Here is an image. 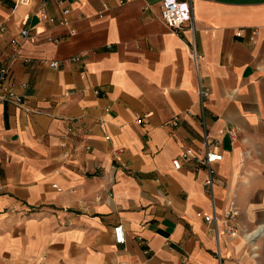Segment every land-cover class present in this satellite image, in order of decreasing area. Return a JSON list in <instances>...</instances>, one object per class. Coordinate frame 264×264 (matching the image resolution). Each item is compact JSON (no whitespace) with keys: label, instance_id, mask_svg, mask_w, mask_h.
<instances>
[{"label":"crops","instance_id":"obj_1","mask_svg":"<svg viewBox=\"0 0 264 264\" xmlns=\"http://www.w3.org/2000/svg\"><path fill=\"white\" fill-rule=\"evenodd\" d=\"M169 1L0 0L22 100L0 102V264H264V0H192L193 32L164 23ZM26 15L35 38L18 36ZM199 85L235 235L204 220V166H172L203 153Z\"/></svg>","mask_w":264,"mask_h":264},{"label":"built area","instance_id":"obj_2","mask_svg":"<svg viewBox=\"0 0 264 264\" xmlns=\"http://www.w3.org/2000/svg\"><path fill=\"white\" fill-rule=\"evenodd\" d=\"M188 3V9L185 10L181 8L177 0H170L166 6L163 8L161 12V19L164 21V23L174 29H182L184 26L189 31L193 32L194 27V17L192 13V7L191 3L192 0H184ZM32 0H15V5H30ZM43 13L44 11L41 10ZM68 9H63L61 12V18L60 23L66 24L67 23V15ZM29 16L26 15V17L21 21L22 27L18 31V36L22 38H35V34H31L29 29L25 27V24L28 20ZM48 20L50 22L54 21V18L49 17ZM186 24V25H185ZM72 33V32H71ZM240 33V32H239ZM54 41H56L54 39ZM10 44L15 45L17 44V38L12 37L9 40ZM14 55V54H13ZM189 56L192 60L195 62L201 58V55L197 53L194 47H191L189 49ZM73 60L79 59V56H75L72 58ZM49 65L52 67H57L58 62L57 61H50ZM8 77V69L6 66L0 67V102L8 101L12 102L14 104H20L21 103V97L15 92L13 85L10 83H7ZM198 93V106H199V124L202 132V140H203V153L197 154L194 152L192 148H186L184 149L179 156L174 157L172 159V166L174 169H179L181 167V160H193L196 164V167L198 166H204L206 169V179L204 181L205 189L207 190L209 194L210 204H211V211L208 214L204 215V220L207 222H210L213 224V231L215 230V225L218 221H223L226 224L227 231L230 235H235L238 231V228L236 226L235 218L237 216V209L233 205V203L230 204L228 207H224L221 211V213H217L216 207H215V197L213 194V174L215 172L213 163L221 160L222 154L213 149V145L215 143L214 139L210 136L206 124V116H205V100L207 96L209 95V92L207 88H203L199 85L197 89ZM105 111H108V107H105ZM134 120L136 123L140 124L142 122V117L140 115H135ZM229 134L232 138L235 137L236 131L234 129L229 130ZM106 139L108 136L105 137ZM113 237L114 242L116 244H123L125 241V237L123 234V228L121 224H117L113 227ZM147 252V251H146Z\"/></svg>","mask_w":264,"mask_h":264}]
</instances>
